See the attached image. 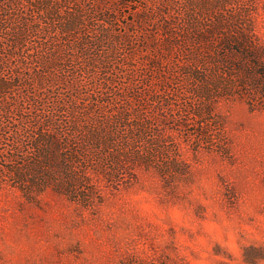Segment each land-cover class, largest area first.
Segmentation results:
<instances>
[{
    "label": "trees",
    "instance_id": "obj_1",
    "mask_svg": "<svg viewBox=\"0 0 264 264\" xmlns=\"http://www.w3.org/2000/svg\"><path fill=\"white\" fill-rule=\"evenodd\" d=\"M72 1L0 0V185L26 199L52 190L94 208L103 201L101 183L132 185L142 167L172 189V174L189 173L175 135L189 119L168 96L178 77L189 81H176L181 96L190 85L208 102L240 97L264 108V44L251 21L256 0L158 2L162 40L177 56L162 52L144 68L125 62L123 38L117 57L116 41L95 25L106 26L104 14L100 20ZM199 122L189 135L206 137ZM214 132L221 136V128ZM247 253V263L262 258Z\"/></svg>",
    "mask_w": 264,
    "mask_h": 264
},
{
    "label": "rangeland",
    "instance_id": "obj_2",
    "mask_svg": "<svg viewBox=\"0 0 264 264\" xmlns=\"http://www.w3.org/2000/svg\"><path fill=\"white\" fill-rule=\"evenodd\" d=\"M162 1L72 2L100 20L104 14L106 26L95 25L116 41L117 57L123 38L125 62L144 68L162 52L177 56L159 31L154 10ZM251 21L264 44V0H256ZM61 28L55 29L60 36ZM179 80L189 82L178 77L168 96L175 113L189 119L188 127L175 131L189 173L172 174L169 189L138 167L132 185L112 189L101 183L103 201L94 208L52 190L26 199L15 186L0 185V264H250L243 256L247 247L248 255L262 256L255 264H264V108L251 109L240 97L208 102L190 85L181 96ZM199 121L207 125L206 137L189 135L195 124L200 129Z\"/></svg>",
    "mask_w": 264,
    "mask_h": 264
}]
</instances>
